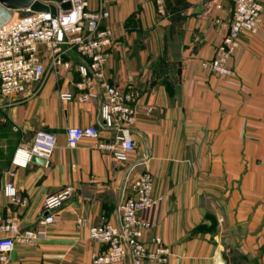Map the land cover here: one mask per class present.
<instances>
[{"label":"crops","instance_id":"crops-1","mask_svg":"<svg viewBox=\"0 0 264 264\" xmlns=\"http://www.w3.org/2000/svg\"><path fill=\"white\" fill-rule=\"evenodd\" d=\"M257 1L263 7V35L264 0ZM184 2L187 8L179 13L183 23L173 36H169V17L156 6L159 1L90 2L92 9L102 3L109 12L103 29L112 32V46L104 79L121 91L138 95L132 104L135 115L130 127L136 150L127 164L115 163L92 140L84 139L72 150L67 147L69 128L95 127L105 143L114 137V132L103 128L100 109L105 94L99 84L95 83L94 99L79 100L85 82L77 70L82 61L75 54L65 58L69 70L48 73L35 86L33 98H0V136L8 133L13 139L8 146L9 165L0 173V219L14 218L19 228L34 230L44 199L66 186L73 189L46 237L34 246L16 244L6 264H92L93 255L103 248L90 240L88 229L119 223V190L132 167L133 177L152 176L154 195L162 198L156 224L143 242L152 251L151 241H161L168 250L164 264H264V182L248 189L246 179L239 186L235 183L246 178V162L261 161L264 153V135L255 133L264 131V124L247 119V108L261 107L264 100V90L255 85L264 82V72L255 60L242 61L238 53L230 62L235 77L229 82L234 87L206 74L202 64L212 59L226 35L231 5L222 2V9L216 10L215 0ZM175 41L179 42L177 57L167 60ZM248 41L246 34L240 35L241 44ZM40 52L48 67L43 48ZM171 62L176 63L172 72ZM62 94L72 99L61 101ZM38 131L57 136L48 167L32 162L26 169L14 168V152L30 147ZM3 149L7 146L0 144ZM180 164L195 165L189 187L181 181ZM193 179L200 181L199 186ZM10 180L24 205L11 206L4 196V185ZM203 180L211 183L204 186ZM212 180L218 181L215 187L221 202L201 203V194L212 193ZM187 188L191 202L183 201Z\"/></svg>","mask_w":264,"mask_h":264},{"label":"built area","instance_id":"built-area-1","mask_svg":"<svg viewBox=\"0 0 264 264\" xmlns=\"http://www.w3.org/2000/svg\"><path fill=\"white\" fill-rule=\"evenodd\" d=\"M66 2L70 3V10L58 11L55 19L49 14H33L17 18L0 28V98H33L37 93L35 86H40L48 73L69 70L70 64L65 58L69 53L75 54L82 61L77 70L85 82V93L79 100L86 102L94 99L95 83L99 84L105 94L100 109L103 128L114 132V137L105 143L101 141L100 132L95 127L69 128L65 132L67 147L72 150L82 140H92L97 150L107 152L115 163L125 165L136 150L130 127L135 115L132 104L138 95L132 91H121L104 79V67L112 46V32L103 29L109 12L102 3L92 9L91 0ZM222 2L231 5L230 23L212 59L203 62L202 67L216 77L230 79L233 75L229 61L238 47L240 35L243 32H257L263 7L257 0H215L214 8L221 10ZM40 48L47 55L48 67L43 64ZM59 98L66 102L72 96L62 94ZM56 144L55 134L38 131L30 147L14 152L11 165L16 169H26L37 158L47 168L57 148ZM132 170L133 167L125 173L119 190V223H105L88 229L90 240L103 248L93 255L92 264L166 263L168 250L158 238L151 241L154 246L152 251H148L143 242L144 235L156 224L162 198L154 195L153 178L149 173L133 177ZM3 193L11 206L24 205L12 180L6 182ZM72 195L73 189L66 186L46 197L34 230L19 228L14 218L5 221L0 219V264L7 263L16 244L34 246L44 239Z\"/></svg>","mask_w":264,"mask_h":264},{"label":"rangeland","instance_id":"rangeland-1","mask_svg":"<svg viewBox=\"0 0 264 264\" xmlns=\"http://www.w3.org/2000/svg\"><path fill=\"white\" fill-rule=\"evenodd\" d=\"M152 1H154V2L159 1V3L156 4L157 7H160L158 11L164 13V11H165V8L163 5L164 0H152ZM17 18L18 17L15 16L13 19L16 20ZM242 34H246L249 41L246 43V45H244L245 42H244V44L243 43L241 44L240 38H239L238 47L234 51V53H233V55L229 61V67H231L230 62L233 60V57L239 53L241 56L240 59L242 61L249 62V61L255 60L259 64L258 70H261L264 72V34L263 35L261 34L260 26H259V29L257 30V32L254 34L248 33V32H243ZM178 43H179L178 41H175V42H172L170 44L169 51L167 52L168 53L167 55H169L170 57L167 58V60H169V59L175 60V58L177 57V51H178L177 48L179 46ZM176 44H178V45H176ZM175 46H177L176 49H174ZM242 46L244 49H241V48L239 49V47H242ZM170 65L172 66L171 72L176 70V67H175L176 63L171 62ZM230 69H231L232 75H233L232 78H230V79L219 78V77H216V76H214L208 72H205V73L208 74L209 76L213 77L219 83L225 84L226 86H229V87H234L235 85L233 86V83L229 82V80L234 79L235 73H234L232 68H230ZM261 73L259 72V74H261ZM255 85L257 86V88H256L257 90H259V89L264 90V82H259ZM239 87H240V85L239 86L236 85L235 89H239ZM261 101H262L261 107H259L257 104H255V109L250 110L249 108H247V119L253 118V119H256L254 121L259 120L260 123L264 124V100H261ZM252 113H253V115H252ZM255 133H259V134L264 135V131H256ZM12 141H13V139H11V137L8 135V133H5V137L0 136V144L7 146V149L1 150L3 153H0V173L3 169H7L8 165H9L8 159L10 158V156L8 154V146L10 145V143ZM201 165L198 166L199 169H200ZM180 166H181L180 172L183 173V178L181 181L182 182L184 181L183 185H187V187H189L190 186L189 185L190 184V174H193V172L195 171V168H194L195 165L192 164V166H191V164H180ZM204 166H205V164H203V167ZM245 174H247L246 178L241 177V179H239L238 181L235 180L236 186H239L241 181H243V179L244 180L246 179L245 186L247 189L252 188L253 186L257 185L258 182H261V183H262V181L264 182V153H263L261 161L258 160V162H255V163L246 162ZM206 182L211 183V181H209V180H207V181L203 180L201 183L204 186H206L205 185ZM197 183H196V180L193 179V184L194 185L197 184L199 186L200 181H198ZM212 183H213L212 193L210 192L211 194H201V196H200L201 203L211 205L214 203L216 204V203L221 202V198H220L221 196L219 195L220 192L215 187L218 185V181L212 180ZM185 190H186V192L182 194L183 198H184L183 201L184 202H191V199L193 198V196L191 197L188 195L189 194L188 188ZM167 197L172 199V196H167ZM245 197H246V199H248L247 195ZM206 218L211 222L215 221V218L211 215H206ZM199 230H202V227H200Z\"/></svg>","mask_w":264,"mask_h":264},{"label":"water","instance_id":"water-1","mask_svg":"<svg viewBox=\"0 0 264 264\" xmlns=\"http://www.w3.org/2000/svg\"><path fill=\"white\" fill-rule=\"evenodd\" d=\"M70 10V3L66 0H0V28L12 19L25 18L33 14H49L52 19L57 17L58 11ZM33 163L44 166V162L34 158Z\"/></svg>","mask_w":264,"mask_h":264},{"label":"trees","instance_id":"trees-1","mask_svg":"<svg viewBox=\"0 0 264 264\" xmlns=\"http://www.w3.org/2000/svg\"><path fill=\"white\" fill-rule=\"evenodd\" d=\"M165 15L169 17L171 23L169 28V36L175 35V28H179L183 23V19L179 16V13L187 8V4L184 0H164Z\"/></svg>","mask_w":264,"mask_h":264},{"label":"bare ground","instance_id":"bare-ground-1","mask_svg":"<svg viewBox=\"0 0 264 264\" xmlns=\"http://www.w3.org/2000/svg\"><path fill=\"white\" fill-rule=\"evenodd\" d=\"M14 20H15V19H13L12 21H14ZM12 21H11V22H12Z\"/></svg>","mask_w":264,"mask_h":264}]
</instances>
